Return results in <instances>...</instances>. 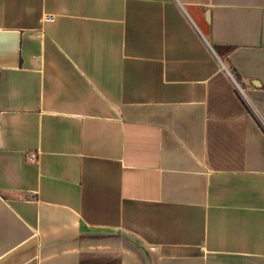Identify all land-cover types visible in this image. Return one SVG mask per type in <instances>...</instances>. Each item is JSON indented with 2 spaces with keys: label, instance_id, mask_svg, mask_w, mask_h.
Segmentation results:
<instances>
[{
  "label": "crops",
  "instance_id": "0c3cea01",
  "mask_svg": "<svg viewBox=\"0 0 264 264\" xmlns=\"http://www.w3.org/2000/svg\"><path fill=\"white\" fill-rule=\"evenodd\" d=\"M0 264H264V0H0Z\"/></svg>",
  "mask_w": 264,
  "mask_h": 264
},
{
  "label": "built area",
  "instance_id": "2783aa9c",
  "mask_svg": "<svg viewBox=\"0 0 264 264\" xmlns=\"http://www.w3.org/2000/svg\"><path fill=\"white\" fill-rule=\"evenodd\" d=\"M238 89L241 93H243V89L238 85Z\"/></svg>",
  "mask_w": 264,
  "mask_h": 264
}]
</instances>
